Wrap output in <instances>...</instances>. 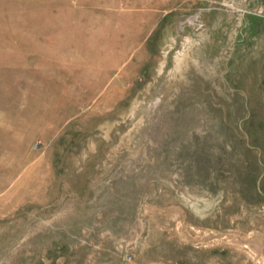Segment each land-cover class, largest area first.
I'll return each mask as SVG.
<instances>
[{
	"label": "rangeland",
	"instance_id": "obj_1",
	"mask_svg": "<svg viewBox=\"0 0 264 264\" xmlns=\"http://www.w3.org/2000/svg\"><path fill=\"white\" fill-rule=\"evenodd\" d=\"M0 264H264V0H0Z\"/></svg>",
	"mask_w": 264,
	"mask_h": 264
}]
</instances>
